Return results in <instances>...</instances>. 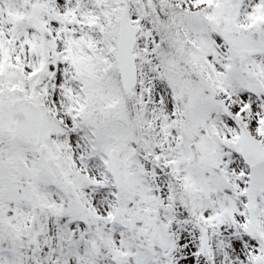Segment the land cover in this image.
Instances as JSON below:
<instances>
[{
  "label": "snow or ice",
  "instance_id": "1",
  "mask_svg": "<svg viewBox=\"0 0 264 264\" xmlns=\"http://www.w3.org/2000/svg\"><path fill=\"white\" fill-rule=\"evenodd\" d=\"M0 264H264V0H0Z\"/></svg>",
  "mask_w": 264,
  "mask_h": 264
}]
</instances>
